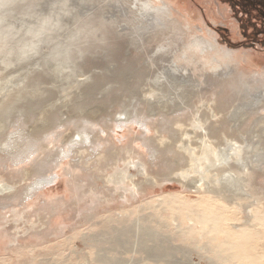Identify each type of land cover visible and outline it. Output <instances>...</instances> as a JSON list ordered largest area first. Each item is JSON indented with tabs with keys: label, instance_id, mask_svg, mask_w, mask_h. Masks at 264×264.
Returning <instances> with one entry per match:
<instances>
[{
	"label": "rangeland",
	"instance_id": "374dc122",
	"mask_svg": "<svg viewBox=\"0 0 264 264\" xmlns=\"http://www.w3.org/2000/svg\"><path fill=\"white\" fill-rule=\"evenodd\" d=\"M165 1L169 17L155 13V25L147 27L139 0H112L103 12L93 0H0V180L22 188L33 179L25 177V168L33 170L48 152L68 147L66 140L77 139L81 129L91 131L93 140L46 167L57 177L46 186L47 196L37 192L32 206L0 208V264H168L167 251L151 252L162 243L178 250L174 262L232 264L204 242L178 238L180 216L168 218L158 202L170 193L190 202L213 195L196 165L198 155L213 153L201 144L204 134L195 135L193 123L207 110L214 119L201 122L211 124L210 135H229L227 125L222 127L224 111L213 103L236 91L264 95V0ZM73 27L80 33L71 40ZM198 34L211 42V54L194 46ZM184 68L192 77L184 70L180 81L165 74L179 75ZM168 80L179 87L176 93L199 94L189 108L166 116L159 111L173 96L151 98ZM130 99L150 113L146 125L114 123ZM96 109L103 113H93ZM27 145L35 146L18 157L21 163L12 162L10 154ZM262 175L254 185L264 202ZM221 193L230 225L249 216L245 208L256 197L241 200L239 208L234 192ZM147 228L156 238L145 242L140 232ZM114 231L117 241L110 238ZM260 261L264 264V255Z\"/></svg>",
	"mask_w": 264,
	"mask_h": 264
},
{
	"label": "bare ground",
	"instance_id": "6f19581e",
	"mask_svg": "<svg viewBox=\"0 0 264 264\" xmlns=\"http://www.w3.org/2000/svg\"><path fill=\"white\" fill-rule=\"evenodd\" d=\"M139 1L141 2L140 5H142V8L146 9V11L142 13V15L146 17L145 19L149 22L147 27L155 25V21L151 22L155 17V13H158V16L161 15V17L163 18L169 17V13H165V10H168V6L166 7V5L168 4L167 1L157 0V4H155L156 2L154 3L153 0ZM93 2L95 5H97V8L101 10V12L109 10L112 6V0H93ZM148 9L149 11H147ZM73 14L74 15L72 16L74 17V19H78V16H76L78 14H76L75 12H73ZM156 20L158 21L159 18H156ZM162 29L163 28H161L160 31ZM69 31L71 40L77 35V33H80V30L74 29V27L72 28V30ZM193 31L194 34L195 32H198L195 30ZM196 36H199L201 40L194 38V46L199 47L201 49L200 51H202L203 53L207 51L208 53H210L209 50H213L211 42L208 41L203 35L198 34ZM58 43L60 47H64V50L68 49L69 47L66 42L60 41ZM59 51L60 50H58V52ZM186 63L189 65L188 62ZM183 70L186 75L189 73L188 68H184L182 69V71H180L179 75L174 74L173 71H166L165 74L167 73L166 76L168 79L178 77L180 81L183 78ZM168 72L173 75L168 74ZM205 73L206 75L208 73L207 76H210L209 72ZM189 77L192 76L189 75ZM173 83L170 80H168L169 85L167 84V82H165L164 85L161 86V93H155L154 95H152L151 98L160 99V97H158L157 95L161 94V99L166 98L169 101V97L173 96L171 99L173 103L164 102V106L166 107V109L162 108L163 110L160 109L159 111L160 114L166 116L174 114L175 112H178L182 109L189 108L190 106L187 103H190L193 100L194 96L199 94L192 93L187 89L181 90V93H176V90L179 87L176 85V83ZM122 85L125 89V84ZM179 86L182 87V85ZM92 88L94 87H91V89ZM154 88H159L158 84L154 85ZM151 92L153 91L151 90ZM245 92L246 91L244 90L242 93L236 91L227 99L222 100V98H219L218 101L221 102L219 105L213 103V108L218 109L220 111H224L222 127L227 125L226 129L228 130L229 135L225 134L223 137L220 136L221 138L219 136L217 137L215 135H210L212 129L211 124L208 123L207 126L204 125L205 123L202 124L201 122V120L204 121L206 118L207 120L210 118L211 120L214 119V113L212 115L208 114L207 110H205L206 112H204L203 109L202 111L204 113L200 117L196 118L193 123V131L195 132V135H199L198 132H201L204 135L200 136H208L207 138L200 137L199 141H201V144H204L207 148L212 150L211 153H213H204L202 154L203 157L202 155H198L200 159L196 161V165H198L204 172V176H202L201 178V180H203L202 185L206 187L208 184L209 188L207 190L211 192L209 194L213 195L205 196L202 202H190L184 199L179 193H170L168 195H162L161 197H163V199L161 201L159 199L160 202H158V200L157 202L159 203V205H162L161 210L167 214L168 218H171L172 215L180 216V233L178 235V238L182 239L183 241L194 244L204 242V244H207L209 246V251L213 252L218 258L223 259L224 263L226 261L232 264H263L260 261V258L262 257V255H264V202L258 197L259 193L256 191L257 188L254 185V181H256L257 183L259 181L258 177L261 176V174H263L264 172V95H260L255 92L247 94ZM99 112L100 110L96 109L93 113H103ZM149 115V112L146 113L143 110L136 109L130 99L125 101L124 108H122L121 111L115 113L113 121L117 124H125L129 121H135L140 125H146V119L149 117ZM252 115H255V117L252 119H248ZM247 121H250V123L246 128H244V125ZM165 125V123L161 124V126H164L163 128H166ZM72 137L73 138H71L70 140H66V145H68V147L62 146L55 153H52L50 151L48 152L47 156H45L47 157L46 159L43 158L41 160L39 159L40 161L37 160V162H35V164L33 165L35 169L29 170L25 168V177L27 179H33L30 183L25 184L22 188H19V185L14 183H4V181H2L4 179L0 180V208L5 209L9 206L14 207L15 203L18 202L23 203L27 207L32 206L34 203H36L33 198L34 196H36L37 192H39V195L42 194V196L44 197L47 196L49 190H45L46 186L54 182L57 177L54 173L47 174L46 167H48L50 164L55 162V160L59 159L62 156L67 157L68 155H70L71 152H77V149L79 150L80 148H82L81 144H93V140L91 138V131H88L87 128H83L81 129V131L78 132L77 139H74V135ZM218 138H220V140L222 139L223 141H220ZM74 146L75 149H72ZM32 148L30 145H27L25 149H16L14 153L10 154L12 162L14 161L16 164V162L19 161L18 157L20 158L23 153H26V151H29ZM92 151H96V148L93 147ZM186 152H188L189 154L195 153V151L191 149H186ZM22 160L23 159L21 158V161ZM201 160L203 161L201 162ZM205 161L207 162V164L203 165V162ZM262 176L264 177V175ZM202 185L200 187L197 185L196 186L198 187V189H200ZM39 190L45 191L40 192ZM220 191H227L229 193L234 192L232 196L234 197V204L239 208H241V200L256 197L254 199H251L245 208V212H248L249 216L247 215V218L242 220V222L239 224L230 225L227 222L231 218L228 215L230 207L228 203L224 200V198L220 197L222 194H224ZM31 199H33L32 202ZM153 202L154 200L148 201V204L150 205ZM47 210H50V208H47ZM161 210L156 209L154 214L159 215L161 213L159 211ZM45 217H47V220L49 219V215H46ZM39 220H41V218ZM119 226V228H121V225ZM124 226L126 227V224ZM121 229H123V231H121ZM121 229L119 230L121 232H124L126 230H124V227ZM150 231H148V228L147 230H142L140 232V240L142 239V237L145 238L143 239L145 240V242L149 239V237L156 238L154 236L155 234ZM115 232L116 231H114L112 235L110 234V238L115 239L117 241L118 235L116 234H118V232ZM122 236H124V234H122ZM122 236H120V238ZM121 241L124 242L125 239H122ZM121 241L119 240L120 243ZM115 242L114 244L119 243ZM162 245L163 246L156 245L155 247L151 248V252L155 254H161L164 251H167L169 257L168 264H187L181 262H174L172 256L178 254L179 252L176 253L178 250H176L175 247L172 248L167 246L168 244L164 245V243H162Z\"/></svg>",
	"mask_w": 264,
	"mask_h": 264
}]
</instances>
